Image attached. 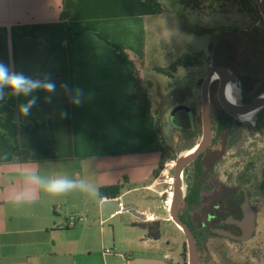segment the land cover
<instances>
[{
  "label": "crops",
  "instance_id": "obj_1",
  "mask_svg": "<svg viewBox=\"0 0 264 264\" xmlns=\"http://www.w3.org/2000/svg\"><path fill=\"white\" fill-rule=\"evenodd\" d=\"M155 3L0 0V61L28 76L50 75L58 86L51 104L44 102L43 91L34 93L41 99L27 118H18L17 110L25 98L6 96L0 103V264H62L60 256L71 254L75 242L65 245L55 232L77 226L67 225L71 215L92 219L105 214L109 201L119 206L121 199L126 210L118 208L108 218L130 213L132 226L146 230L145 242L159 243L163 235L149 236L141 223L173 222L154 176L161 152L144 148V107L138 89L144 33ZM65 82L91 98L72 106L59 89ZM61 111L68 112L67 118L60 117ZM23 149L30 155L23 153L20 159ZM28 170L45 177L84 179L98 192L117 186L119 193L102 199L79 191L56 197L38 192L17 205L12 201L28 186L22 176Z\"/></svg>",
  "mask_w": 264,
  "mask_h": 264
},
{
  "label": "rangeland",
  "instance_id": "obj_2",
  "mask_svg": "<svg viewBox=\"0 0 264 264\" xmlns=\"http://www.w3.org/2000/svg\"><path fill=\"white\" fill-rule=\"evenodd\" d=\"M241 1L232 0L218 7L205 0L201 7L185 10L177 0H155V14L148 18L144 33L146 53L143 64L139 65L140 82L152 100V111L160 122L162 138L169 152L176 157L187 151L183 149L186 138H181L180 125L183 122L177 110L186 108L190 111L191 107L198 110L201 132L196 143L199 142L202 136L201 84L210 67L223 62L222 54L228 56V62L231 63L228 66L235 72L237 69L250 86L255 89L264 86V16L257 0ZM185 23L199 28L200 32L187 29ZM186 54L193 57L195 65L180 66L173 75L158 70L159 67H169ZM240 91V86L236 85L237 98ZM210 94L212 109L216 113L220 107L223 108L217 85L212 83ZM259 111L249 120H241L254 127L258 120L264 122V112ZM251 129L245 125L241 128L251 138L261 139L264 131L261 132L260 128L252 132ZM233 161L232 158L228 159L225 167L231 168ZM175 162V159H168L157 177L164 205L174 189L172 179ZM189 172L185 170L183 175L185 193L188 190L185 179ZM125 201L128 203V199L125 198ZM118 208V202L109 201L107 214L97 213L92 219L85 215L88 219L85 224L68 231L55 232L59 242L65 245L75 242V250L71 254L60 256L61 263L73 262L76 258L77 264H188L187 238L174 222L162 223L163 237L159 243L145 242L143 238L146 230L132 226L130 213L108 218ZM143 219L146 217L143 216ZM205 239L206 249L201 253V264H264V212L259 217L255 240L246 249H240L241 254H231L229 250L224 257L220 253L217 235L210 234L207 238L200 236L201 243ZM160 244L161 249L157 248ZM229 247L235 249L234 245ZM250 247L251 254L247 253Z\"/></svg>",
  "mask_w": 264,
  "mask_h": 264
},
{
  "label": "trees",
  "instance_id": "obj_3",
  "mask_svg": "<svg viewBox=\"0 0 264 264\" xmlns=\"http://www.w3.org/2000/svg\"><path fill=\"white\" fill-rule=\"evenodd\" d=\"M183 9H197L201 7L205 0H177ZM211 5L223 6L225 3L232 0H207ZM242 2L241 0H239ZM245 2V0H243ZM246 7V5H245ZM185 27L189 30H196L200 32L197 27H192L189 23H185ZM224 65H230L228 62V56L224 57L222 54ZM231 56V54L229 55ZM195 65V61L190 54H186L177 58L169 67H159L160 72L173 75V72L177 71L180 66H192ZM139 96L143 102L144 107V148L149 151L161 152V160L157 170L154 173L155 177H158L163 170L168 159H176L175 155L169 152L168 145L164 142L160 130V122L155 117L152 111V100L148 92L143 88L140 80L138 84ZM264 92V86H262L257 95ZM256 95V96H257ZM255 97V96H254ZM6 100V97H5ZM4 102V101H3ZM2 103V102H0ZM192 110H186V108H180L177 111L181 116L183 124L180 125L182 135L181 138L185 139V145L183 149H190L196 144V139L200 135L201 126L198 122V110L195 107H191ZM176 111V112H177ZM177 112V113H178ZM213 113V128L214 139L211 146L203 152L193 163H191L185 170H190L187 174L188 190L185 195L184 201L180 208V216L192 229L197 240V245L202 259V251L206 249V239L201 243L200 236L207 238L210 234H213L210 230V226H204L208 214L211 210L215 209L218 200V191L216 189V181L218 177L217 165L220 156L219 143L220 136L222 135V121L233 120L234 118L225 112L223 108ZM23 153L30 155V151L27 149L21 150L20 159L23 158ZM173 156V157H172ZM119 193V187L113 186L108 188H100L99 194L102 198L106 195L117 196ZM107 197V196H106ZM147 229L148 235L153 238H161L163 235L162 222L155 220L151 222H144L140 224ZM202 261V260H201Z\"/></svg>",
  "mask_w": 264,
  "mask_h": 264
},
{
  "label": "flooded vegetation",
  "instance_id": "obj_4",
  "mask_svg": "<svg viewBox=\"0 0 264 264\" xmlns=\"http://www.w3.org/2000/svg\"><path fill=\"white\" fill-rule=\"evenodd\" d=\"M235 70L241 90L238 98L235 94V88L232 89L237 103L243 104L254 98L260 88L255 89L254 86H250L245 77L237 69ZM218 79L219 76L214 77L212 83L218 86L219 91L221 81ZM225 112L228 113L226 110ZM259 112H264V108ZM232 117L234 118L233 120L222 121V135L219 138L220 156L217 165L218 177L216 181L218 200L215 209L209 212L203 224L207 227L210 226L213 235L219 237L220 253L224 257L228 255L229 250L231 254H241L240 249H246L247 245L255 240L259 217L261 212H264V134L261 139L256 136V138H251L241 130L242 126L245 125L251 127L252 132L260 128L262 129L261 132H263L264 122L258 120L253 127L249 122ZM250 118L251 116L247 120ZM230 158L234 159L231 168L225 167ZM246 207H250L254 213L255 229L251 237L244 240L240 238L244 235V229L238 221L245 218ZM216 228L220 229L221 232H215L214 229ZM232 245L235 246V249L229 247ZM247 253H252V247L248 249Z\"/></svg>",
  "mask_w": 264,
  "mask_h": 264
},
{
  "label": "water",
  "instance_id": "obj_5",
  "mask_svg": "<svg viewBox=\"0 0 264 264\" xmlns=\"http://www.w3.org/2000/svg\"><path fill=\"white\" fill-rule=\"evenodd\" d=\"M261 14L264 16V0H257ZM215 73L219 74L221 81L218 98L223 108L232 116L242 119L241 115L244 112L252 110H261L264 108V92L255 96L250 101L239 104L229 103L225 97V89L229 82L235 86L239 85V78L236 72L229 66L223 64L212 65L207 77L201 84V118H202V136L192 148L186 152L177 155L174 165V189L172 203L169 209L171 220L184 232L188 243V264H201L200 253L197 245V240L192 229L180 216V208L185 198L183 175L185 169L193 163L203 152H205L213 143L214 128L211 105V84ZM189 176L185 182L188 184ZM243 226L244 235L240 238L247 240L251 237L255 229V216L252 209L246 207V216L243 220L238 221ZM215 232L220 233L221 230L216 228ZM233 236V235H231ZM234 237V236H233Z\"/></svg>",
  "mask_w": 264,
  "mask_h": 264
},
{
  "label": "clouds",
  "instance_id": "obj_6",
  "mask_svg": "<svg viewBox=\"0 0 264 264\" xmlns=\"http://www.w3.org/2000/svg\"><path fill=\"white\" fill-rule=\"evenodd\" d=\"M57 83L51 76L37 78L28 76L23 72L14 70V67L0 61V102L9 98H25L23 102L17 104L18 118H27L32 115V110L38 105L40 97L35 95L37 91H43L46 95L44 102L51 104L53 94L57 93ZM59 89L67 96L69 104L75 107L81 106L86 99L91 98V94H85L80 87H71L68 83H61ZM68 112L61 111L60 117L67 118ZM22 176L27 180L28 186L16 193L13 203L19 205L30 201L32 196L38 192H43L49 196H62L73 191L89 194L98 197V190L84 179H72L68 176L45 177L39 172L25 171ZM102 198V197H101ZM103 199V198H102Z\"/></svg>",
  "mask_w": 264,
  "mask_h": 264
},
{
  "label": "built area",
  "instance_id": "obj_7",
  "mask_svg": "<svg viewBox=\"0 0 264 264\" xmlns=\"http://www.w3.org/2000/svg\"><path fill=\"white\" fill-rule=\"evenodd\" d=\"M103 199H107V197L105 196V197H103ZM118 200H119V210L117 212H122V211L126 210V206H125L124 202L121 199H118ZM164 206L168 210L170 209V206H171L170 198H167L165 200V205ZM56 209L57 210L60 209V205H57ZM146 217H147V219H152L153 218V216H149V215H147ZM85 220H86V217H84L83 215H71L67 219V225L68 226H76V225H78L80 223H83Z\"/></svg>",
  "mask_w": 264,
  "mask_h": 264
},
{
  "label": "bare ground",
  "instance_id": "obj_8",
  "mask_svg": "<svg viewBox=\"0 0 264 264\" xmlns=\"http://www.w3.org/2000/svg\"><path fill=\"white\" fill-rule=\"evenodd\" d=\"M216 76H219V74L218 73H215L214 77H216ZM231 85H232V87H231ZM232 88L234 89L235 88V85L232 82H229L227 84L226 89H225V97H226V100L229 103L235 104V103H237V101H236V97H235V95L233 93V89ZM257 110L258 109L252 110V111H247V112H244V113H242L240 115H241L242 119H246L247 120L250 116H252L254 113H256ZM168 181L169 182H172V181H174V179H172V181H170V178H168ZM172 197H173V192L171 191L170 192V195H169V198H170V202L171 203H172Z\"/></svg>",
  "mask_w": 264,
  "mask_h": 264
}]
</instances>
